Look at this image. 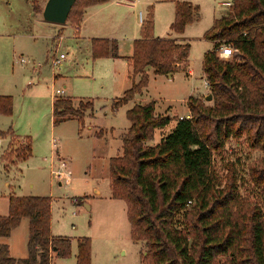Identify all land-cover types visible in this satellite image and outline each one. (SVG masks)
I'll return each instance as SVG.
<instances>
[{
  "label": "rangeland",
  "instance_id": "obj_1",
  "mask_svg": "<svg viewBox=\"0 0 264 264\" xmlns=\"http://www.w3.org/2000/svg\"><path fill=\"white\" fill-rule=\"evenodd\" d=\"M37 1L41 13L27 0H0V95L13 99L12 115H0V215L8 216L12 197L50 198L52 235L72 241L71 257L52 264H75L77 241L84 237L91 240V264H142L146 243L132 240L127 205L112 198L111 159L122 154V137L131 126L127 114L136 105L155 102L157 111L170 109L173 124L189 115L191 97L206 107L213 105L204 85L203 65L214 44L205 36L216 20L232 12L234 0H184L198 12L182 35L171 30L175 6L169 0H113L87 8L79 25L47 23L42 12L48 0ZM227 2L232 3L230 7L225 6ZM150 18L155 36L190 44L194 74L187 78L180 71L173 79L151 75L146 96L141 97L145 101H133L138 93L115 108L132 86L125 58L133 55L134 41L142 37L140 25ZM97 39L117 41L123 59H95L92 41ZM225 42L221 45H228ZM62 54L66 59L53 66L54 58ZM57 90L64 94L55 95ZM60 100L68 101L75 113L55 125L53 101ZM172 130V125L157 130L149 145L158 144ZM2 133L10 134L3 137ZM27 138L32 139V152L26 157ZM57 151L69 164L70 185H61L51 176ZM262 157L246 137L231 138L214 153L212 170L224 188L232 165L240 197L264 209L249 171ZM28 239L29 221L23 220L9 239L13 257H27ZM225 261V257L217 258L218 264Z\"/></svg>",
  "mask_w": 264,
  "mask_h": 264
},
{
  "label": "trees",
  "instance_id": "obj_2",
  "mask_svg": "<svg viewBox=\"0 0 264 264\" xmlns=\"http://www.w3.org/2000/svg\"><path fill=\"white\" fill-rule=\"evenodd\" d=\"M28 1L41 13L37 0ZM111 1L77 0L68 21L79 25L87 8ZM169 1L175 4L171 30L182 35L198 8L184 0ZM232 5V12L216 20L205 36L214 44L203 65L213 105L189 98L190 118H179L156 145H149L156 131L167 128L173 118L156 115L155 102L136 105L127 114L131 126L122 137V154L111 159L112 198L127 205L132 240L146 243L142 264H218V257L226 258L224 264H264L263 207L240 197L232 165L224 188L212 170L214 153L223 150L227 140L246 137L252 149L263 153L249 171L264 200V0H234ZM141 34L132 57L125 58L131 77L140 80L115 108L148 86L149 69L167 77L187 67L190 44L156 37L151 18ZM223 41L237 51L234 59H219ZM92 44L95 59H123L115 40ZM12 113V97L0 96V115ZM74 113L68 101L53 105L55 125ZM30 142L26 157L32 152ZM23 220L29 221L28 257L14 259L8 245L0 244V264H52L71 257L72 241L51 233L50 198H10L8 216L0 215V239L9 238ZM77 242V264H91L90 238Z\"/></svg>",
  "mask_w": 264,
  "mask_h": 264
},
{
  "label": "built area",
  "instance_id": "obj_3",
  "mask_svg": "<svg viewBox=\"0 0 264 264\" xmlns=\"http://www.w3.org/2000/svg\"><path fill=\"white\" fill-rule=\"evenodd\" d=\"M232 3H225V6L230 7ZM237 53L236 50H234L230 45H221L217 51L219 59L223 61L232 60L234 55ZM66 59L65 55H60L59 58H54L53 60V66H58L62 63L63 60ZM21 62L24 64L25 59H22ZM207 88H209V83L206 82ZM64 94L63 91L57 90L55 92V95L62 96ZM57 141H54V146L57 150H59V146L56 143ZM58 152V151H57ZM57 158V159H56ZM69 168V164L66 160L63 159L62 155L59 154L56 155L53 159L52 169H51V176L54 178L56 182H58L61 185H70L72 182V176L70 172L67 170Z\"/></svg>",
  "mask_w": 264,
  "mask_h": 264
},
{
  "label": "crops",
  "instance_id": "obj_4",
  "mask_svg": "<svg viewBox=\"0 0 264 264\" xmlns=\"http://www.w3.org/2000/svg\"><path fill=\"white\" fill-rule=\"evenodd\" d=\"M27 2H29L30 3V1H28L27 0ZM115 2V1H114ZM113 2V3H114ZM126 2H127V0H126ZM116 3L118 4V5H121L122 4V2L120 1V2H117L116 1ZM230 3V2H229ZM31 4V3H30ZM103 6V5H102ZM174 6H175V4H174ZM37 15H40V14H37ZM141 27H142V24L140 25ZM157 37V36H156ZM161 38V37H160ZM165 38H168V37H165ZM174 40H176V39H174ZM177 41V40H176ZM178 43H179V41H177ZM122 58H123V56H121ZM132 57V56H131ZM127 64H128V66H129V79H130V81L132 82V86H131V88L133 87V85H134V83H138L139 82V76H137V77H135L134 79L131 77V73H132V68L130 67V64L128 63V61H127ZM182 71V70H181ZM178 72H180V71H178ZM184 74H185V76L187 77V78H190V77H192L193 76V71H192V69L190 68V61H189V59H188V63H187V67H186V69H185V71H182ZM148 74H149V79H150V76L151 75H153L154 77H159V76H156V75H154V73H153V70L152 69H149L148 70ZM176 74V73H175ZM175 74H173V75H171V76H167V78H171V79H173L174 78V76H175ZM203 74H204V72H203ZM166 77V76H165ZM206 82H207V80H206V77H205V75H204V85H205V87L207 88V86H206ZM146 89H147V87L146 88H144L143 90H142V92L141 93H139V95H138V97L137 98H135L133 101H135V102H138V101H145V99H143V98H141V97H144V96H146ZM207 90L209 91V88H207ZM64 92V91H63ZM53 95H54V93H53ZM1 96V95H0ZM54 100H55V98H53ZM53 105H54V101H53ZM156 113L157 114H161V115H165V116H169L168 114L170 113V109H168V110H165V109H163V108H161V109H159L158 111H157V109H156ZM170 117V116H169ZM180 119H183V118H190V113H189V115L187 116V117H179ZM170 125H172L173 126V128L175 127V125H176V123L175 124H173V122L170 124ZM26 140H28V138L26 139ZM32 140V139H31ZM119 156V155H118ZM3 215V214H2ZM9 239H10V237L9 238H7V239H0V244H7L8 245V247H9V250H10V256L12 257V258H14V259H25V258H27L28 257V255H27V257H17V256H15V257H13L11 254H12V246L11 245H9ZM28 241H29V239H28ZM14 255V254H13ZM78 255V254H77ZM77 255L75 256V258H76V262H75V264H77Z\"/></svg>",
  "mask_w": 264,
  "mask_h": 264
},
{
  "label": "water",
  "instance_id": "obj_5",
  "mask_svg": "<svg viewBox=\"0 0 264 264\" xmlns=\"http://www.w3.org/2000/svg\"><path fill=\"white\" fill-rule=\"evenodd\" d=\"M77 0H48L42 12L47 23L66 25Z\"/></svg>",
  "mask_w": 264,
  "mask_h": 264
}]
</instances>
